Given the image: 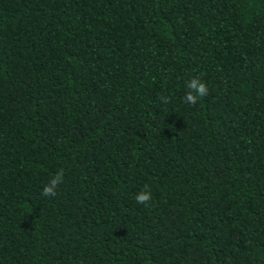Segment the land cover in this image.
<instances>
[{
	"label": "trees",
	"instance_id": "trees-1",
	"mask_svg": "<svg viewBox=\"0 0 264 264\" xmlns=\"http://www.w3.org/2000/svg\"><path fill=\"white\" fill-rule=\"evenodd\" d=\"M0 264H264V0H0Z\"/></svg>",
	"mask_w": 264,
	"mask_h": 264
},
{
	"label": "clouds",
	"instance_id": "clouds-1",
	"mask_svg": "<svg viewBox=\"0 0 264 264\" xmlns=\"http://www.w3.org/2000/svg\"><path fill=\"white\" fill-rule=\"evenodd\" d=\"M209 92L206 83L199 77H193L187 83V90L184 97V102L195 105L199 98L205 97ZM167 102V98H165ZM64 182V169H59L51 178L50 182L43 187V195L45 196H55L57 194V187ZM136 202L138 204H144L147 206L148 202L152 199L151 193L149 191H141L136 197Z\"/></svg>",
	"mask_w": 264,
	"mask_h": 264
}]
</instances>
